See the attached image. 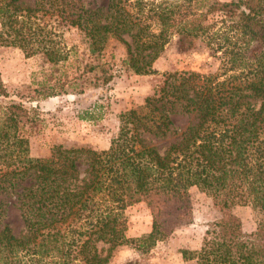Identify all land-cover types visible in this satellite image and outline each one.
I'll list each match as a JSON object with an SVG mask.
<instances>
[{"label": "trees", "instance_id": "16d2710c", "mask_svg": "<svg viewBox=\"0 0 264 264\" xmlns=\"http://www.w3.org/2000/svg\"><path fill=\"white\" fill-rule=\"evenodd\" d=\"M85 1L0 0V47L49 67L31 89L35 97L82 93L96 71L108 82L97 61L110 39L125 46L122 63L136 75L153 74L174 38L181 50L203 48L220 67L215 75L167 73L142 105L120 115L117 135L101 151L54 145L49 157L34 159L24 129L35 118L13 100L0 105V196L16 201L25 228L16 237L1 224L0 206V264H107L117 247L137 242L126 237L125 211L139 203L152 224L136 247L150 248L192 222V188L221 216L183 259L264 264V0H183L154 10L143 26L126 11L128 0H108L105 10ZM61 27L76 29L80 44L64 43ZM175 115L193 120L179 129ZM235 206L259 213L254 232H243Z\"/></svg>", "mask_w": 264, "mask_h": 264}, {"label": "rangeland", "instance_id": "374dc122", "mask_svg": "<svg viewBox=\"0 0 264 264\" xmlns=\"http://www.w3.org/2000/svg\"><path fill=\"white\" fill-rule=\"evenodd\" d=\"M182 3L183 0H128L124 5L126 11L134 16V21L141 20L140 26H143L147 22L153 23L154 10L168 12ZM84 4L89 9L105 10L108 0H88ZM59 31L68 46L80 44L82 36L76 29L61 27ZM123 37L131 43L130 35ZM79 52V56H82L83 47ZM125 56V46L110 39L97 61L107 76H111L108 82L103 83V74L96 71L88 75L89 81L84 84L82 93L76 90L55 97H35L31 89L45 77L48 65L37 56L26 58L17 48L0 47V77L8 92V98L0 99V105L13 100L22 104L30 118L36 120L33 126L26 125L24 129V135L29 139L30 157H49L54 145L106 150L110 140L118 133L120 115L142 105L145 98L158 89L167 73L188 71L215 75L220 67L218 60L203 48L181 50L175 38L165 45L160 57L153 62V74H134L122 63ZM91 59L88 58L89 61ZM173 119L175 127L179 129H184L193 120L183 115H175ZM190 194L193 202L192 222L150 248L136 247L151 231L150 211L144 203L127 208L126 237L137 242L117 247L107 264H193L183 259L182 251L199 250L209 225L219 220L221 214L212 199L198 189L192 188ZM16 205L13 198L0 196V206L5 209L1 224H8L12 233L19 237L25 233V228ZM232 212L241 220L245 234L255 231L260 220L258 212L250 206H235Z\"/></svg>", "mask_w": 264, "mask_h": 264}]
</instances>
